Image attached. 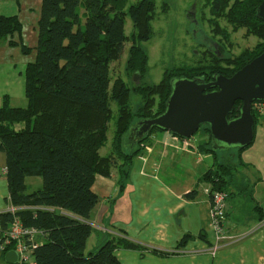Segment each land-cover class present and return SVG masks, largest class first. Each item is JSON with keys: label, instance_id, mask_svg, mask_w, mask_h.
<instances>
[{"label": "trees", "instance_id": "trees-1", "mask_svg": "<svg viewBox=\"0 0 264 264\" xmlns=\"http://www.w3.org/2000/svg\"><path fill=\"white\" fill-rule=\"evenodd\" d=\"M260 1L234 0L227 17L236 26H251L264 38V21L255 15ZM153 2L139 0L125 11V0H41L36 54L24 68L27 104L11 106L6 96L0 105V151L5 155L10 201L18 207L0 213V226L7 228L17 217L23 225L41 232L43 239L33 248L29 264H121L115 248L138 247L125 238H108L86 250L92 232L87 219L99 200L91 189L95 175L109 176L118 159L124 174L122 166L129 165L139 144L153 132L162 131L152 128L138 141L131 135L136 121L164 110L173 77L209 80L215 73L229 76L264 50L263 43L253 54H241L230 72L177 68L165 71L157 83H145L142 78L148 58L141 42L151 35ZM220 2L225 8L229 0ZM126 13L132 21L129 35L124 33ZM20 30L16 15H0V41ZM126 41L130 45L124 69L128 76H135L134 84L129 87L118 76L109 88L110 64L120 58ZM9 44L18 42L9 39ZM20 44L23 52L30 51L22 41ZM213 52L218 58L223 56ZM130 90L140 96L136 110L129 105ZM111 103L116 105L111 152L102 156L98 149L107 141ZM256 103L252 104L255 120ZM240 104L235 102L229 117L238 114ZM154 105L157 108L151 112ZM16 124L21 127L16 129ZM199 129L208 138L202 146L212 153L216 164L204 178L212 188L224 190L223 175L241 164L240 157L212 149L207 129ZM26 176H39L41 186L27 191Z\"/></svg>", "mask_w": 264, "mask_h": 264}, {"label": "crops", "instance_id": "crops-1", "mask_svg": "<svg viewBox=\"0 0 264 264\" xmlns=\"http://www.w3.org/2000/svg\"><path fill=\"white\" fill-rule=\"evenodd\" d=\"M9 4L18 5L19 13L22 8L23 16L25 10L32 9L27 0H0V15L20 18L17 13H2ZM38 4L41 0H35L36 7ZM14 37L0 41V75L15 64L11 49L17 45L9 44ZM8 76L12 77L11 72ZM8 76L6 72V79ZM0 91L1 105L6 96L9 101V91ZM20 127L16 124L15 128ZM112 137L108 153L100 152L105 143L98 149L100 155L111 152ZM207 139L205 134L195 141L155 131L139 144L129 165L122 166L124 174L121 159L109 176L96 174L91 189L99 200L87 219L92 232L86 250L105 239L120 237L138 245L115 248L121 264H264V116L256 115L252 143L232 153L240 157L241 164L223 175V188L228 194L227 227L216 249L209 212L212 183L204 178L216 164L212 153L202 146ZM26 177L27 191L38 188L39 176H33L38 178L29 183ZM17 208L10 201L5 155L0 151V213ZM3 255L0 250V264H8Z\"/></svg>", "mask_w": 264, "mask_h": 264}, {"label": "rangeland", "instance_id": "rangeland-1", "mask_svg": "<svg viewBox=\"0 0 264 264\" xmlns=\"http://www.w3.org/2000/svg\"><path fill=\"white\" fill-rule=\"evenodd\" d=\"M32 5L31 10H24L18 5H7L2 13H17L20 18V34L14 33V40L18 42L16 49H11V57L15 59L13 66H9L8 74L12 77L6 79L5 74L0 75V89L6 88L9 91V104L11 106H25L27 98L24 94V68L25 63L33 61L36 54L37 44V20L39 17V8L35 5V0H27ZM139 0H125L124 10ZM234 0H229L228 5L222 8V3L218 0H154V11L152 12L150 27V38L141 42L142 48L147 55L146 71L142 81L153 84L161 80L165 71L179 68H198L206 71L230 72L235 68L236 59L241 54L254 53L261 48L264 38L253 32L251 26H236L227 17V12ZM194 8L195 13H193ZM79 10H82L80 8ZM215 12V13H214ZM191 19L195 16L198 31L195 32L196 23ZM132 31V21L129 15H124V33L129 35ZM206 38L209 42L219 44L224 48V55L220 58L212 51L208 50ZM22 44L30 48V51L23 52ZM129 41L125 42L124 50L119 59L110 64L111 80L109 88L116 77L123 78L129 87L134 84L132 76L125 72V60L128 55ZM9 52V49H8ZM9 53H7V56ZM9 59V58H8ZM19 61V62H18ZM24 66V67H23ZM1 92V91H0ZM140 96L133 90L129 93V105L132 110L140 105ZM259 107V108H258ZM113 117L108 123L106 131L107 141L105 146L100 149L102 154L108 153V146L113 134L114 120L116 114V105L111 103ZM157 108V105L151 106V112ZM262 108V112L260 110ZM254 114L264 116V105L254 106ZM203 129H198L191 139L201 138ZM210 146V144H208ZM108 150V151H107ZM220 154L231 155L236 152L235 148L227 147L217 150ZM38 177H26V183L30 179ZM41 186L39 178L38 186ZM32 189H35L33 187Z\"/></svg>", "mask_w": 264, "mask_h": 264}, {"label": "water", "instance_id": "water-1", "mask_svg": "<svg viewBox=\"0 0 264 264\" xmlns=\"http://www.w3.org/2000/svg\"><path fill=\"white\" fill-rule=\"evenodd\" d=\"M255 15L264 21V0L257 5ZM208 40L206 38V42ZM236 101L241 103L238 114L229 117ZM254 102H264V50L229 76L215 73L209 80L199 76L173 77L164 110L136 121L131 135L137 141L142 140L152 128H158L188 139L204 127L209 133L212 149L231 147L240 150L254 139ZM3 258L8 264H16L18 254L14 249H8Z\"/></svg>", "mask_w": 264, "mask_h": 264}, {"label": "built area", "instance_id": "built-area-1", "mask_svg": "<svg viewBox=\"0 0 264 264\" xmlns=\"http://www.w3.org/2000/svg\"><path fill=\"white\" fill-rule=\"evenodd\" d=\"M256 105H264V102H257ZM260 110L262 112L263 109ZM227 196V192L221 189L212 188L209 192L210 226L215 240L214 249L226 236ZM40 236L39 230L23 225L20 219L15 217L7 228L0 230V250L4 252L14 249L18 254L16 264H29L33 261V248L41 242Z\"/></svg>", "mask_w": 264, "mask_h": 264}, {"label": "flooded vegetation", "instance_id": "flooded-vegetation-1", "mask_svg": "<svg viewBox=\"0 0 264 264\" xmlns=\"http://www.w3.org/2000/svg\"><path fill=\"white\" fill-rule=\"evenodd\" d=\"M191 11H193L194 13H195V11H194V8H192V10ZM192 17V16H191ZM194 18L193 19H191L192 20V22L193 23H196V27H195V32H197L198 31V24H197V22H195V16H193ZM208 44H207V46H208V50L209 51H212V49L211 48H214V51H215V53L216 54H218V55H220V56H222V55H224V48L222 47V46H220L219 44H217L216 43V46H215V44H214V42H209V40H208V42H207ZM126 146V145H125Z\"/></svg>", "mask_w": 264, "mask_h": 264}]
</instances>
